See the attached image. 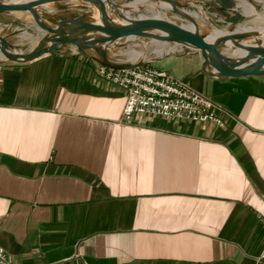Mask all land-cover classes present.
<instances>
[{"label":"crops","instance_id":"crops-1","mask_svg":"<svg viewBox=\"0 0 264 264\" xmlns=\"http://www.w3.org/2000/svg\"><path fill=\"white\" fill-rule=\"evenodd\" d=\"M239 1L218 0L220 18L232 7L225 23L250 29ZM170 50L150 65L229 112L224 127L126 120V91L71 47L0 62V245L12 264H254L264 76L207 75L198 50Z\"/></svg>","mask_w":264,"mask_h":264},{"label":"water","instance_id":"water-1","mask_svg":"<svg viewBox=\"0 0 264 264\" xmlns=\"http://www.w3.org/2000/svg\"><path fill=\"white\" fill-rule=\"evenodd\" d=\"M190 6L199 9L204 21L190 12ZM200 8L197 0H0L1 17L25 16L42 33L28 51L0 33V52L3 60L25 62L71 47L98 66L113 69L135 68L174 53L162 49L159 55L135 62L110 55L123 41L143 38L164 49L174 45L198 50L207 75L264 76V31L239 30L237 22L221 26Z\"/></svg>","mask_w":264,"mask_h":264},{"label":"built area","instance_id":"built-area-1","mask_svg":"<svg viewBox=\"0 0 264 264\" xmlns=\"http://www.w3.org/2000/svg\"><path fill=\"white\" fill-rule=\"evenodd\" d=\"M98 75L126 91L124 116L149 115L214 123L224 127L232 115L184 80L164 69L142 65L131 69L97 67ZM0 264H12L0 245ZM254 264H264V248Z\"/></svg>","mask_w":264,"mask_h":264},{"label":"rangeland","instance_id":"rangeland-1","mask_svg":"<svg viewBox=\"0 0 264 264\" xmlns=\"http://www.w3.org/2000/svg\"><path fill=\"white\" fill-rule=\"evenodd\" d=\"M133 1V0H130ZM233 1L230 2L231 5ZM197 4L201 7L200 9L205 10L207 14L213 17L221 26H225L224 20L228 18H235L237 16V12L231 10V8L227 7L226 12H223V20H221V12L219 7L218 0H197ZM239 4V12L243 13L242 17L244 23L247 26H252V28L263 29L264 28V2L260 0H240ZM193 13L195 12L201 21H204L200 17V12L197 7L190 6L188 8ZM45 10L49 11L48 7H45ZM54 11L53 9H51ZM146 11V10H145ZM150 10L147 9V12ZM75 15V14H74ZM229 20V19H228ZM245 21V22H244ZM181 23H187L183 19H179ZM238 24V22H237ZM243 24V25H244ZM0 33L7 36L9 41L16 44L19 50L28 51L35 40L42 34L41 31L37 28V26L33 25L25 16H17V17H1L0 16ZM264 39V37H262ZM174 46V45H171ZM164 50L162 46H157L152 43H149L148 40L143 38L131 39L129 41H123L122 45L116 50V53H110V55L118 60L126 61V62H135L137 60L148 59L159 55L161 51ZM167 48H165L166 50ZM140 52L141 56L136 57L135 53ZM158 52V53H157ZM3 61L0 56V62ZM152 63V62H151ZM150 62L145 65H150Z\"/></svg>","mask_w":264,"mask_h":264},{"label":"bare ground","instance_id":"bare-ground-1","mask_svg":"<svg viewBox=\"0 0 264 264\" xmlns=\"http://www.w3.org/2000/svg\"><path fill=\"white\" fill-rule=\"evenodd\" d=\"M190 12H192V11H190ZM192 13H193V12H192ZM193 14H196V13L194 12ZM261 30L264 31V29H261ZM167 49H171V47H168ZM164 50H165V49H164ZM159 51H161V50H158V52H159ZM158 52H157V53H158ZM0 56H1V59L4 58V57H3V54H2L1 52H0ZM135 56H136V57H139V56H141V53H140V52H137V53H135Z\"/></svg>","mask_w":264,"mask_h":264}]
</instances>
